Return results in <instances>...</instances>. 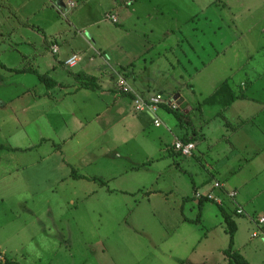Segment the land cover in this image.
Wrapping results in <instances>:
<instances>
[{
    "label": "crops",
    "instance_id": "obj_1",
    "mask_svg": "<svg viewBox=\"0 0 264 264\" xmlns=\"http://www.w3.org/2000/svg\"><path fill=\"white\" fill-rule=\"evenodd\" d=\"M11 1L9 6L0 7V161L5 150L38 153L28 165V160H23L19 169L7 171L6 177L19 170L27 171L29 183L40 184L33 192L38 193L52 188L55 179L69 175L72 169H85L87 163H116L120 161L116 158H123L116 147L132 143L131 148H141V141L139 145L126 136L132 125L142 131L149 120L154 124L155 117L160 125L154 126L179 137L177 126L171 127L172 121L166 118L164 122L159 117L161 104L153 113L135 108L134 95L147 100L160 94L164 103H171L187 115L188 125L177 139L186 133L195 135V148L186 158H195L202 169L190 161L175 163L174 185L180 186V200L172 204L163 193L149 190L140 201L133 205L129 202V216L124 220L118 218L114 228L100 236L103 247L97 250L99 264H104V260L106 264H237L225 253L230 237L220 206L236 225L233 251L248 264L263 262L258 256L264 248V221L259 220L264 217V68H252L253 84L259 87L252 89L250 95L240 92L239 87L232 88L228 81L234 96L226 109L241 102L258 105L250 112L238 114L242 112L239 110L235 114L238 124L225 121L223 126L238 136L254 121L259 130L251 139L232 143L225 141L230 136L220 131L209 138V122L212 117L223 116L221 111L210 113L199 133L189 115L198 109L204 121L206 111L199 101L205 95L198 88L197 104L184 99L185 90L197 92L195 84L185 81L189 67H195L192 59H201L200 65L205 66L217 56L215 50L238 43L241 35H264V4L258 6L264 0ZM68 1L74 6L69 8ZM254 1L258 2L256 6ZM259 8L262 11L258 16L251 14ZM112 14L116 21L108 17ZM254 42L257 51L264 50V38ZM72 55L79 59L70 67L65 61ZM255 57L253 51L252 59ZM253 64L258 65L257 59ZM30 69L57 84L46 86ZM172 69L176 71L169 76ZM118 75H122L129 91L117 88ZM29 76H35L33 84ZM87 77L94 79V86L81 85ZM91 111L94 116L85 118L84 114ZM108 111L112 118L103 124L101 116ZM92 122H99L94 123L99 126L95 137L83 133L94 125H90ZM102 134L108 136L103 138L105 148L100 152L99 146L92 145L93 141H101ZM153 146L157 152L156 144ZM165 147L172 156L177 153L171 146ZM112 151L110 158L106 153ZM150 153L144 154L142 160H134L126 153L131 161L120 169L115 166L116 171L110 170V177L120 181L111 188L112 193L134 191L131 182L137 176L132 174L140 170L141 163L154 160L149 159ZM103 168L108 169L105 165L87 173L89 176L80 174L101 178L103 186L110 180L102 178ZM205 172L212 177L208 182L204 180ZM43 177L44 182L38 181ZM194 177L199 178L198 185ZM211 193L221 202L209 198ZM190 197L198 198L199 203H188ZM209 201L216 203V207ZM195 209L200 211L198 215ZM92 224L98 228L99 221ZM256 236L261 237L262 243L254 241ZM2 254L0 251L5 258Z\"/></svg>",
    "mask_w": 264,
    "mask_h": 264
},
{
    "label": "rangeland",
    "instance_id": "obj_2",
    "mask_svg": "<svg viewBox=\"0 0 264 264\" xmlns=\"http://www.w3.org/2000/svg\"><path fill=\"white\" fill-rule=\"evenodd\" d=\"M10 2L12 1L2 0L0 7L2 8L3 5L9 6ZM254 4L256 6L258 2L254 1ZM263 4L261 2L258 6ZM261 11L262 9L259 8L251 14L256 13L257 15ZM263 38L264 35H241V41L239 40L238 43L227 45L222 50H215L217 56L213 57L212 62L205 66L200 65L202 63L201 59H192L196 68L189 67L190 74L186 76L185 81L192 82L193 86L195 84L194 87H196L195 91L197 92L193 93L191 88L185 90L186 97L184 100L197 104L199 98L198 88L201 90V94L205 95L199 101L202 105L201 108L206 111L204 121L202 117L200 119L198 109H195L192 115H189L199 133L205 120L210 119V113L215 111H221L223 116L212 117L209 122V138L220 131L225 136H230V139L225 141H232V143L235 141L237 143L236 141L251 139L252 134L259 130L255 122L251 121L246 128L238 132V136H235L230 132L232 129L223 126L225 121L238 124L235 114L239 110H242V112L238 114L253 111V107L257 106L258 103L241 102L242 104H234L226 109V106L223 105V96L220 95L222 91L220 86L223 82L229 81L232 88L239 87L240 92H245L247 95L252 94V89L259 87L257 84H253L252 68L255 67L260 70L264 68V50L257 51V47H255L257 43L254 41L255 39L260 41ZM253 51L256 53L254 59H252ZM213 52L214 50L212 54ZM256 59L258 65L253 64V60L256 62ZM172 71L176 70L172 69L169 76L173 74ZM35 79V76H29L31 84L34 83ZM241 80L242 85H240ZM163 109L159 110V117L164 122L166 118L172 121L169 126H177L176 134L181 137L182 131L188 125L187 122L183 121V124L180 125L179 120L172 112ZM109 113L110 111L104 112V115L102 114L101 122L103 124L109 123V118H112ZM91 114L94 116V111L85 113L84 116L89 118ZM94 123L99 125V122H92L90 125ZM132 126L134 129L132 128L131 133H127L126 136L130 138L129 141H137L139 145L141 141L140 149L131 148L132 143H127L121 148H115L118 155L123 156L122 159H115L120 161L116 163L114 161L97 162L96 164L87 163L85 169H78V174H87L98 170L96 169L98 167L106 165L108 169H102L101 172L104 174L102 178L105 180L109 178L110 180L103 186L100 185L101 178H75L71 171L69 175L67 173L59 180L55 179L56 177L51 179V182L55 179L52 188L33 193L40 184L31 185L26 177L27 171L19 170L12 177H6V173L11 169L16 170L23 166V160H28L26 164L28 165L38 151L22 154L17 152L16 149L5 150V156L0 161V251L3 252L4 255H2L5 258L0 256V264H6V259L17 261L20 264H99L97 250L98 247H100V250L103 247L100 236L103 237V233L113 229L118 218L124 220L125 217L129 216V202L132 205L135 204L143 199L149 191L163 193L170 204L180 200V186L176 187L174 185V181H177L175 163L187 164L190 161L197 164L199 169H202V166L195 158L188 159L179 153L173 154V156L169 154L165 145L172 147L174 141L179 137H176L173 133L167 134L163 127L154 126L150 120L142 131L138 130L135 124ZM98 127L94 124L83 133L86 136L95 137V134H98ZM105 136L108 135L102 134L100 142L93 141L92 146L95 148L99 146L100 152L105 148L106 141L103 139ZM160 136L164 137L163 140ZM160 141H163L161 145H159ZM153 144H156L157 152ZM3 148L5 149V147ZM0 149L2 148L0 147ZM126 153L133 156L134 160H142L144 154L150 153L152 155L149 159L153 157L154 160L141 163L140 170H136L137 172L132 174L137 176L131 182L134 189L132 193L121 194L117 190H113L112 193L111 188L117 186L120 181L119 178L116 180L110 177V173H112L110 170L116 171V168L120 169L123 164L127 165V162L131 161V156H125ZM106 154L113 158V151ZM6 158H9V161ZM204 175L206 182L212 178L208 172H205ZM194 179V183L198 185L200 183L198 182L199 178L194 177ZM45 180V177L38 179L41 182ZM121 183L123 186L126 184L124 180ZM134 184L136 185L134 186ZM187 201L188 203L192 201L194 204L199 203L198 198L193 197H190ZM209 202L216 207V203ZM195 211H198L197 215L200 212L197 209ZM203 217H206V215L204 214ZM92 221L94 223L99 221L98 228L95 224H92ZM253 239L255 242L262 243L259 236L253 237ZM258 258L264 259L263 247ZM104 264H106L105 260ZM260 264H264V261Z\"/></svg>",
    "mask_w": 264,
    "mask_h": 264
},
{
    "label": "trees",
    "instance_id": "obj_3",
    "mask_svg": "<svg viewBox=\"0 0 264 264\" xmlns=\"http://www.w3.org/2000/svg\"><path fill=\"white\" fill-rule=\"evenodd\" d=\"M18 70H20V71H18ZM18 70H17L18 72H21L23 69H18ZM30 70L33 72H36L35 70H32V69H30ZM37 75H38V78L43 83H45V85L48 87H52L55 84H57V82L55 80H53L52 78L48 77L45 74L37 73ZM94 84H95V81L91 77H87V79L81 81V85L83 87L94 86ZM220 88H222L220 95L223 96V105L226 106V104L231 101V98L234 96V94L232 93V91L228 85V81L223 82V84L220 86ZM159 104H161L162 107L165 108L166 110L172 112L181 122H183V121L188 122L189 121L187 118H185V116H187V115H183V113L180 110H178L177 107H173L171 103L167 104V103H164V101H162ZM192 132H194L193 129H192ZM194 136L195 135H193V134H190V136H189V134L186 133L181 138V140L184 142L192 141ZM72 172H73V175L75 176V178L84 177V176L78 174L75 169H72ZM200 200L202 201L203 198H201ZM220 212H221L224 220L226 221V223L228 225V232H229V237H230L228 247L225 250V253L237 264H248L247 261L238 252L233 251V249H232L233 235H234L235 230H236V225H235L233 219L231 218V215L228 214L226 212V210L224 208H222V206H220ZM5 263L6 264H20L17 261H12V260H7V259L5 260Z\"/></svg>",
    "mask_w": 264,
    "mask_h": 264
},
{
    "label": "built area",
    "instance_id": "obj_4",
    "mask_svg": "<svg viewBox=\"0 0 264 264\" xmlns=\"http://www.w3.org/2000/svg\"><path fill=\"white\" fill-rule=\"evenodd\" d=\"M67 6L69 8L73 7L74 3L72 1H68ZM108 17H110V19H112L113 21L117 20L116 16L113 14L108 16ZM56 49H57V47L55 46L53 48V50L56 51ZM78 59H79V57L77 55H72L65 61V63L68 66L72 67L76 64ZM116 86L119 90L124 91V92H127L130 90L129 86L125 82L122 75L117 76ZM133 99H134L136 110L147 109L151 113H153L155 111V109L158 108L159 103L163 101V97L160 94L150 96L147 100H143L138 95H134ZM154 125H156V126L160 125V120L157 117H155V119H154ZM172 148L174 151L181 154L182 156L189 157L193 153V149L195 148V143L193 141L184 142L181 139H176L173 143ZM216 185H218V183H216ZM208 197L214 199L218 203L221 202V199L217 198L212 193L208 194ZM238 212H240V210H238ZM259 220H260V222H263L264 217H260ZM253 235H256V233H253Z\"/></svg>",
    "mask_w": 264,
    "mask_h": 264
},
{
    "label": "bare ground",
    "instance_id": "obj_5",
    "mask_svg": "<svg viewBox=\"0 0 264 264\" xmlns=\"http://www.w3.org/2000/svg\"><path fill=\"white\" fill-rule=\"evenodd\" d=\"M223 208V207H222ZM230 226V225H229ZM231 228V227H230ZM240 245V244H239Z\"/></svg>",
    "mask_w": 264,
    "mask_h": 264
}]
</instances>
